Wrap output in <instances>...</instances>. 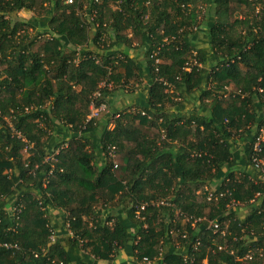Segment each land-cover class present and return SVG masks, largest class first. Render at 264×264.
<instances>
[{
  "label": "trees",
  "instance_id": "trees-1",
  "mask_svg": "<svg viewBox=\"0 0 264 264\" xmlns=\"http://www.w3.org/2000/svg\"><path fill=\"white\" fill-rule=\"evenodd\" d=\"M21 10L37 17L19 18ZM134 37L143 59L119 49ZM143 75L141 103L87 120L100 82L111 83L101 88L105 99ZM195 88L210 100L208 116L165 112ZM255 101L264 103V0H0V198L11 195L8 206L0 203V243L16 244L0 246V264H100L120 248L160 264H184L185 255L194 264L204 256L207 264H264V256L242 259L264 251V179L227 165L233 127L248 136L250 165L264 122L254 118ZM108 145L122 153L119 173ZM215 178L231 196L207 202L197 189ZM230 198L237 204L226 206ZM161 199L174 205H157ZM50 208L64 214L61 237ZM177 208L217 219L225 233L186 225L177 246L169 235L182 225ZM162 238L169 246L160 253Z\"/></svg>",
  "mask_w": 264,
  "mask_h": 264
},
{
  "label": "crops",
  "instance_id": "crops-1",
  "mask_svg": "<svg viewBox=\"0 0 264 264\" xmlns=\"http://www.w3.org/2000/svg\"><path fill=\"white\" fill-rule=\"evenodd\" d=\"M130 35V32H128ZM205 39L203 33H200L197 37V42H202ZM141 38L134 37L132 43L128 48H123L120 46V50H126L127 54L131 58H137V60L143 59L145 46H143ZM131 80V79H130ZM133 86V87H132ZM148 82L146 81L145 76L138 78V81L131 85L132 89H123L121 87L114 88L112 91L106 94L105 99L108 102L110 112L114 110H120L125 107H130L141 103L142 98L147 94ZM254 110L255 119L264 116V103L255 101L254 105L249 104ZM165 112L171 115L172 117H182V118H195L201 116H208L210 114V100L201 96V91L197 88L190 91L189 93H182L179 102H170L164 105ZM195 124L193 123L190 126V129H194ZM241 127H233L231 130V135L228 137L230 151L235 155L234 159L227 165L234 172H239L241 170L253 171L249 164L244 163V146L248 142V136L245 133H241ZM191 138V134H190ZM177 142V140H176ZM179 143V142H178ZM226 164L223 166L225 170L228 166ZM258 174V172H256ZM264 179V177H263ZM207 185L211 188H216L219 185V181L215 178L214 180H209ZM200 189V188H199ZM197 189V191L199 190ZM198 193V192H197ZM243 216V215H242ZM62 229V230H61ZM58 231V236L63 235L62 231L65 229L61 228ZM66 233V232H65ZM168 244H164V251L167 250ZM97 263L100 264H160V257L155 258L154 260H148L144 257L141 260H138L135 255L126 248H120L112 256L110 260L98 259ZM71 264H78L76 261H72Z\"/></svg>",
  "mask_w": 264,
  "mask_h": 264
},
{
  "label": "built area",
  "instance_id": "built-area-1",
  "mask_svg": "<svg viewBox=\"0 0 264 264\" xmlns=\"http://www.w3.org/2000/svg\"><path fill=\"white\" fill-rule=\"evenodd\" d=\"M157 55V53L155 52ZM161 59L159 57H155V63H160ZM192 64H197L195 60H192ZM186 69H189L188 67ZM163 84L166 86V89L169 91H172L173 85L170 83L169 80H165ZM103 87H111L110 82L102 81L100 82L98 88L91 94L90 100H89V113L87 115V120L91 118H97L99 117L102 113H114L110 112L108 102L102 98V90L101 88ZM178 98V97H177ZM142 114H146L145 111H141ZM117 116V114H114ZM149 117V115H147ZM162 136L164 135L163 130H161ZM24 139V138H23ZM264 143V122L261 124V126L258 127L257 132L254 136V140L252 142L251 146V154H250V166L255 169L258 172V176L260 179H263L264 177V157L261 156L262 152V147ZM30 145L26 148H24L22 151H26ZM107 154L110 160L113 163V168L118 167V162L116 161L117 156H118V151L115 147V145H108L107 148ZM57 152V151H56ZM50 156H46L45 160H48ZM198 193L203 192L205 196V200L207 202H214L217 201L220 197H223L225 195L231 196V190L229 188H225L222 190H219L217 188H211L208 185H204L202 189H199L197 191ZM258 195V192L256 193ZM157 205L159 204H164V205H174L173 203H170L168 200H159L156 202ZM231 204H237L235 203L233 198L229 199V202L226 203V206L231 205ZM145 203L141 204L139 206V210L137 211V216L140 215V209L144 208ZM17 210H19L18 207H16ZM175 218L176 217H181L182 219V225L180 228H170L169 230V235L171 234V237L174 241H176L177 246H181V241H184L188 237V231L186 229V225L190 228H194L196 224L198 223H205L206 229L211 230L213 233L215 232H220L221 234H224V228H220V224L217 219L209 218L207 216H198L194 217L189 215L188 213H185L182 211L180 208H177L174 212ZM185 223V225H184ZM68 226V222L66 223ZM186 226V227H185ZM50 229V228H49ZM50 234V239L51 241H54V233L52 230ZM178 237V238H177ZM160 244L161 246L159 247V251H163V246H164V239H160ZM200 245L199 239L195 240L192 242L193 250H196V248ZM0 246H4L6 248H13L16 247L15 243H9V242H1ZM217 248L220 250L223 248V245H218ZM255 255H258L259 257L264 256V251L263 248L258 247L255 249H249L244 256L242 257L243 260L251 261L255 257ZM34 256H37V253H34ZM194 256L187 257L186 255L183 257L184 264H194L195 259L193 258ZM196 264H207V256L202 257Z\"/></svg>",
  "mask_w": 264,
  "mask_h": 264
},
{
  "label": "rangeland",
  "instance_id": "rangeland-1",
  "mask_svg": "<svg viewBox=\"0 0 264 264\" xmlns=\"http://www.w3.org/2000/svg\"><path fill=\"white\" fill-rule=\"evenodd\" d=\"M43 4L45 5L46 2H44ZM36 14H37V11L36 10H21L20 12L16 13V16L19 17V18H22V19L27 20V19H30L31 17H35L36 18L37 17ZM26 32L33 34L34 33V30L32 29V27H28ZM101 115L103 116L104 113L101 114ZM101 115H100V117H101ZM99 119H101V118H99ZM151 131L153 133H157V128L154 127L153 130H151ZM58 137H61V136H58ZM121 157H122V153L118 151V156H117V159H116V161L118 162V167L115 169V173H119L120 172V169L119 168L122 165ZM10 198H11V195L10 196H6L3 199L0 198L1 199L0 200V203H3V204H5V206H8L10 204V202H9L10 201ZM244 210H245V208L243 209V207L241 209L240 208L237 209V211L240 214H243L244 213ZM46 214L49 217L50 224L57 222V227H56V230L57 231H59V229L63 228L61 226V224H63V223L65 224L64 214H62L61 212H59V210L57 208H50V210Z\"/></svg>",
  "mask_w": 264,
  "mask_h": 264
}]
</instances>
